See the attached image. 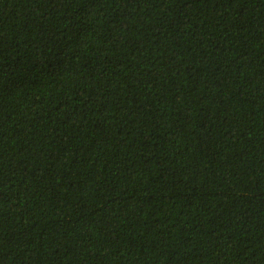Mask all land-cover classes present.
<instances>
[{
    "label": "trees",
    "instance_id": "1",
    "mask_svg": "<svg viewBox=\"0 0 264 264\" xmlns=\"http://www.w3.org/2000/svg\"><path fill=\"white\" fill-rule=\"evenodd\" d=\"M0 264H264V0H0Z\"/></svg>",
    "mask_w": 264,
    "mask_h": 264
},
{
    "label": "snow or ice",
    "instance_id": "2",
    "mask_svg": "<svg viewBox=\"0 0 264 264\" xmlns=\"http://www.w3.org/2000/svg\"><path fill=\"white\" fill-rule=\"evenodd\" d=\"M12 87V84L11 83H8L7 85H4V84H0V89H2L3 87Z\"/></svg>",
    "mask_w": 264,
    "mask_h": 264
}]
</instances>
